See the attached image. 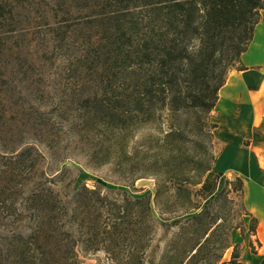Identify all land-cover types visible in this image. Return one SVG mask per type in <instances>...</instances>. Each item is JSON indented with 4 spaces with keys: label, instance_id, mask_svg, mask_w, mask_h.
<instances>
[{
    "label": "trees",
    "instance_id": "trees-1",
    "mask_svg": "<svg viewBox=\"0 0 264 264\" xmlns=\"http://www.w3.org/2000/svg\"><path fill=\"white\" fill-rule=\"evenodd\" d=\"M68 1L0 0V264H81L80 256L101 252L116 264H144L158 227L176 232L157 264H243L245 249L233 244V235L257 240L259 230L245 207L244 183L224 178L220 191L216 177L210 194L200 188L222 153L214 136L219 93L231 73L247 72L241 58L261 23L264 0H84L101 4L97 25L126 78L120 92L109 83L81 108L112 130L132 183L156 180L159 222L149 198L122 194L117 200L82 187L66 205L51 188L35 185L37 151L1 145V95L10 88L4 72L15 56L16 27L45 11L41 28L58 49L59 16ZM154 127L160 129L149 137L150 147L138 149L135 135ZM250 249L254 255L252 243Z\"/></svg>",
    "mask_w": 264,
    "mask_h": 264
},
{
    "label": "rangeland",
    "instance_id": "rangeland-1",
    "mask_svg": "<svg viewBox=\"0 0 264 264\" xmlns=\"http://www.w3.org/2000/svg\"><path fill=\"white\" fill-rule=\"evenodd\" d=\"M101 11L100 3L84 0L63 3L58 21L63 41L58 49L50 42V32L41 28L46 23L41 17L46 15L47 19L45 11L38 17L35 15L31 24L20 19L23 25L16 27L15 56L8 60L4 72L10 88L3 89L1 95L6 116L1 145L7 147L6 151L25 148L37 151L42 159L37 163L35 185L51 188L66 205L71 204L82 187L117 200L122 194L133 200L149 198L153 216L159 222L154 207L156 180L147 177L132 183L129 168L115 151L112 130L92 120L81 108V101L102 95L109 83L114 82L112 88L120 92L126 78L97 25L96 16ZM167 127L165 124L163 131ZM159 129L139 131L135 135L138 149L150 147L148 139L156 137ZM214 179L206 178L200 189L210 194ZM225 184V179L219 177L218 190ZM236 210L240 211V201H236ZM197 214L193 212L184 220ZM244 221L248 231L250 221ZM26 227L24 224L20 230L25 235ZM175 232L158 227L144 264L158 263ZM233 244L244 247L243 264H263L264 244L258 237L251 240L247 235L243 240L240 233H235ZM230 255L229 252L224 262H229ZM80 261L81 264H116L103 252L80 256Z\"/></svg>",
    "mask_w": 264,
    "mask_h": 264
},
{
    "label": "crops",
    "instance_id": "crops-1",
    "mask_svg": "<svg viewBox=\"0 0 264 264\" xmlns=\"http://www.w3.org/2000/svg\"><path fill=\"white\" fill-rule=\"evenodd\" d=\"M247 72L230 74L214 111L222 153L207 179H240L245 207L264 234V12L253 42L241 58ZM261 240V239H260Z\"/></svg>",
    "mask_w": 264,
    "mask_h": 264
},
{
    "label": "bare ground",
    "instance_id": "bare-ground-1",
    "mask_svg": "<svg viewBox=\"0 0 264 264\" xmlns=\"http://www.w3.org/2000/svg\"><path fill=\"white\" fill-rule=\"evenodd\" d=\"M262 230L264 231V229H262ZM260 239H261V241H262L263 244H264V234H261ZM262 260H263V264H264V250H263V252H262Z\"/></svg>",
    "mask_w": 264,
    "mask_h": 264
}]
</instances>
